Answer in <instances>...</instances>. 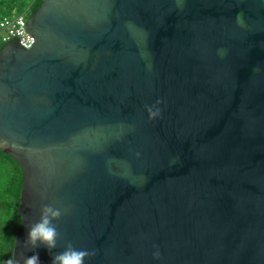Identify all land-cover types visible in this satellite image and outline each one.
<instances>
[{"label":"water","instance_id":"obj_1","mask_svg":"<svg viewBox=\"0 0 264 264\" xmlns=\"http://www.w3.org/2000/svg\"><path fill=\"white\" fill-rule=\"evenodd\" d=\"M24 30L0 49L13 259L264 264V0H41ZM45 206L52 254L24 247Z\"/></svg>","mask_w":264,"mask_h":264},{"label":"trees","instance_id":"obj_2","mask_svg":"<svg viewBox=\"0 0 264 264\" xmlns=\"http://www.w3.org/2000/svg\"><path fill=\"white\" fill-rule=\"evenodd\" d=\"M41 0H0V19L4 16L25 12L26 19L39 6ZM2 44H0V49ZM23 172L18 162L0 149V264L12 258L15 235L21 225L18 212Z\"/></svg>","mask_w":264,"mask_h":264},{"label":"clouds","instance_id":"obj_3","mask_svg":"<svg viewBox=\"0 0 264 264\" xmlns=\"http://www.w3.org/2000/svg\"><path fill=\"white\" fill-rule=\"evenodd\" d=\"M157 103H160L157 101ZM149 118L154 119L159 115V110L148 109ZM61 212L51 206H45L41 212V218L38 223L29 227L27 238L24 241L26 250H34L38 247H44L52 254L53 249L57 247L58 232L56 226L52 224L53 220L59 219ZM4 220L0 218V229L4 227ZM95 252L86 250H77L71 244L67 245L63 252L52 256L51 264H84L86 258L94 256ZM154 258H159V252L154 253ZM5 264H20V261L9 258ZM22 264H40L39 253L34 252L30 257H24Z\"/></svg>","mask_w":264,"mask_h":264},{"label":"built area","instance_id":"obj_4","mask_svg":"<svg viewBox=\"0 0 264 264\" xmlns=\"http://www.w3.org/2000/svg\"><path fill=\"white\" fill-rule=\"evenodd\" d=\"M26 21L25 12L4 16L0 19V44L16 37L18 43L24 48H29L35 39L24 30Z\"/></svg>","mask_w":264,"mask_h":264},{"label":"rangeland","instance_id":"obj_5","mask_svg":"<svg viewBox=\"0 0 264 264\" xmlns=\"http://www.w3.org/2000/svg\"><path fill=\"white\" fill-rule=\"evenodd\" d=\"M26 14V13H25ZM4 34L3 32H0V35Z\"/></svg>","mask_w":264,"mask_h":264}]
</instances>
